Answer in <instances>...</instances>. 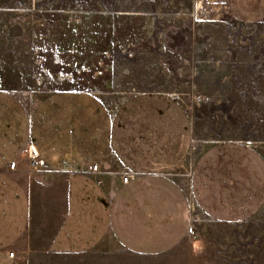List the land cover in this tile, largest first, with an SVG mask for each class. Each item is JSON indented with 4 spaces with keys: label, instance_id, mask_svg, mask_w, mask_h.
Returning a JSON list of instances; mask_svg holds the SVG:
<instances>
[{
    "label": "rangeland",
    "instance_id": "rangeland-1",
    "mask_svg": "<svg viewBox=\"0 0 264 264\" xmlns=\"http://www.w3.org/2000/svg\"><path fill=\"white\" fill-rule=\"evenodd\" d=\"M0 91L46 137L68 114L103 144L134 98L183 111L187 153L160 178L174 245L55 264H264V0H0Z\"/></svg>",
    "mask_w": 264,
    "mask_h": 264
},
{
    "label": "crops",
    "instance_id": "crops-1",
    "mask_svg": "<svg viewBox=\"0 0 264 264\" xmlns=\"http://www.w3.org/2000/svg\"><path fill=\"white\" fill-rule=\"evenodd\" d=\"M162 99L138 97L119 107L103 144L68 114L59 133L46 137L24 103L0 91V264H55L95 253L108 240L138 258L174 245L181 230L171 223L181 214L164 198L160 178L185 157L189 132L181 108ZM30 145L42 164L28 165ZM109 145L135 172L127 183L115 174L99 183L86 173L95 161L109 166Z\"/></svg>",
    "mask_w": 264,
    "mask_h": 264
},
{
    "label": "built area",
    "instance_id": "built-area-1",
    "mask_svg": "<svg viewBox=\"0 0 264 264\" xmlns=\"http://www.w3.org/2000/svg\"><path fill=\"white\" fill-rule=\"evenodd\" d=\"M110 155L109 166L107 168H102L100 163L95 161L87 168L86 173L99 183L102 182L104 176L107 174H115L119 176L122 183H127L129 180L135 177V172L127 166L122 165L113 151H111ZM36 158H38L37 161ZM26 161L28 165L32 167L36 165V162H38L39 165L43 163L42 159L38 157L36 149L32 145L28 147ZM14 166V162L9 164L10 169H13ZM8 255L12 257L13 252H9Z\"/></svg>",
    "mask_w": 264,
    "mask_h": 264
}]
</instances>
